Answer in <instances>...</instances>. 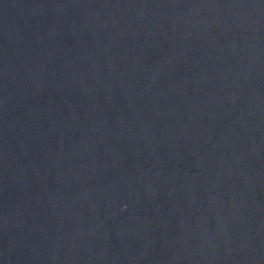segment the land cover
Segmentation results:
<instances>
[{
  "label": "water",
  "instance_id": "water-1",
  "mask_svg": "<svg viewBox=\"0 0 264 264\" xmlns=\"http://www.w3.org/2000/svg\"><path fill=\"white\" fill-rule=\"evenodd\" d=\"M0 264H264V0H0Z\"/></svg>",
  "mask_w": 264,
  "mask_h": 264
}]
</instances>
